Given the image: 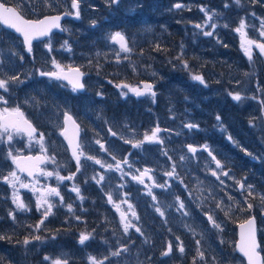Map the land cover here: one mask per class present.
I'll use <instances>...</instances> for the list:
<instances>
[{
    "label": "rangeland",
    "instance_id": "obj_1",
    "mask_svg": "<svg viewBox=\"0 0 264 264\" xmlns=\"http://www.w3.org/2000/svg\"><path fill=\"white\" fill-rule=\"evenodd\" d=\"M97 1L100 0H80V18H76L77 23L68 24L67 27L70 36L89 32L94 36V42L101 44V48L75 53L68 39L67 45L71 51L61 47L62 53L68 57L80 56L86 63H90L89 59L93 57L97 63L102 57L111 58L116 73L120 74V70L126 68L132 83L133 77H137L139 72L155 75L152 67L143 64L144 54L140 57L141 62L140 58H134L136 55L133 50L137 45L131 46L133 54L128 52V55H124L107 39L120 30L101 27L106 19L96 16L94 10ZM9 2L22 12L30 13H34L35 5H39L43 13L59 11L62 7L71 9V0H47L50 7L45 3L31 2L33 5L30 0ZM146 3L149 12H155L156 7L159 12L152 16L149 14L147 19L143 16L137 33L139 46L152 29H163L165 14L175 15L182 36L171 62L176 70L181 71L179 79L192 93L183 98L181 88L184 87L170 85L179 89L172 94L170 89L165 90V85H162L157 88L155 97L147 96L141 103L131 100V119L126 124L128 129L117 131V142L110 148L115 159L104 156L93 160L81 158L79 171L73 158H58L55 159L56 163L50 161L52 172L64 177L73 176L68 186L78 187L82 191L79 195H72L73 203L67 205H63L58 197H51L52 214L39 226V230L45 229L44 224L60 218L59 214H62V222L80 223V232H76L77 226H68L65 231L52 230L51 236H40L36 225L43 218L42 209L38 211L36 205H27L30 211H20L13 199L10 200L13 206L4 205L0 200V224L5 231L0 234L5 237L0 240V264H52L57 259L67 261V264H90L89 257L103 260L104 264H245V260L235 252V243L238 224L250 216L240 219V215L234 213L233 205L240 203L246 206L251 203L252 208L257 210L252 216L260 219V213L264 212V201L261 199L264 190L253 181L252 176L238 175L235 160L248 159L255 170L264 172V53L256 47V44L264 43V36L260 35L264 31V0H240L239 5L235 0H147ZM176 4H181V7L176 8ZM143 5L142 0H123L121 6H129L125 14L134 16ZM201 8L206 9L207 14ZM209 15L212 16L210 21ZM118 16V11L112 14V18ZM241 20L245 23L247 39L256 42L251 46V59L241 47V34L235 31ZM92 21H95L94 26ZM197 24L201 27L197 28ZM204 32H212V35L205 36ZM122 34L127 40L129 36V43L135 41L136 34ZM2 52L3 46L0 45ZM12 52L23 56L21 49H13ZM185 61L187 67L184 66ZM156 72L159 74V71ZM197 74L203 76L204 84L192 79ZM230 93H239L242 99L235 101ZM228 108L235 115L242 113V119L236 117L224 120L219 113L225 110L227 114ZM217 116L221 118L219 122ZM188 123L198 127L189 129L185 127ZM221 125L224 131H221ZM157 126L160 128L158 138L163 143L146 141L139 149L125 143L126 140L133 143L143 140L145 134L151 135ZM234 128L238 129L237 132ZM202 129L208 130L209 136L213 134L215 143L206 145L224 166L223 170L228 172V176L220 174L209 154L201 150L204 145L195 141L197 132ZM229 136L232 140L228 139ZM223 139L229 151L219 147L218 143ZM88 143V147L95 152L96 143L91 140ZM189 145L197 147L198 151L191 153ZM125 159L127 164L123 163ZM95 160H100L101 164H96ZM118 162L120 171L115 169ZM108 164H112L113 168L109 169ZM173 164L177 175L169 177L165 173L173 170ZM74 168L76 171L68 175ZM146 168L150 170L151 178H146L143 184L132 179L133 175H139ZM212 171H217L223 184L212 175ZM1 173L0 181L10 172ZM100 176L104 179L97 183ZM238 182L244 183L245 187L252 185L253 196L242 195V191L238 190ZM52 183L61 184L55 175L52 176ZM89 186H94L98 191L97 197L84 194L85 187L91 189ZM4 188L11 189L12 186L0 183V190ZM0 195L6 197L5 193ZM109 195L112 197L111 202ZM180 202L185 205L183 209L179 207ZM116 204L120 205L119 211L114 206ZM218 204L220 207H217ZM68 205H71V210ZM129 205L132 207L129 208ZM229 206L231 211L226 215ZM133 211L136 216L132 215ZM121 212L125 213L124 220ZM10 213L15 215V220ZM208 215L221 225L223 231L212 226ZM126 222H131L135 227L125 232ZM261 222L258 237L264 256V222ZM81 233H91V238L83 245L79 243ZM37 235L41 240L33 239ZM25 238L30 240L27 245L23 244ZM158 242L161 243V252L156 255L152 249L158 246ZM169 244L172 254L165 256L162 253ZM180 246L184 248L181 254ZM124 248L127 251H121L119 256H111L112 252ZM199 252L204 254V259L198 255ZM45 257L50 259L45 260Z\"/></svg>",
    "mask_w": 264,
    "mask_h": 264
},
{
    "label": "flooded vegetation",
    "instance_id": "obj_2",
    "mask_svg": "<svg viewBox=\"0 0 264 264\" xmlns=\"http://www.w3.org/2000/svg\"><path fill=\"white\" fill-rule=\"evenodd\" d=\"M0 1L6 5L13 6L10 4L9 0ZM143 1L144 5L141 6L142 8H140V11H137V14L134 16H126L125 9L129 8V6L123 8L121 6L123 0L113 5H111L108 0L97 1L94 11L97 17L106 19V21L102 22L101 27L105 26L108 30H120L119 32L132 36L136 34L135 41L131 40V43H129L128 36V46L130 44L131 49V46L134 47V44L137 45L136 47H139L140 42H138L137 33L139 32L143 16L145 15L147 19L149 14L152 16L159 12L157 7L154 9L155 12H149L147 9V0H142V2ZM31 2L41 3L40 0H30V3ZM35 6L34 13L22 12L17 6L13 7L23 15L24 18L29 20L43 19L47 16L74 12L72 8L62 7L59 11L43 13L39 5ZM116 11L120 12V16L112 18V14ZM76 21V17L71 15L70 19L63 20L61 24V28L67 29V31L52 32L51 52L48 51L46 46L48 38L34 40L33 50L29 53L27 52L26 45L22 42V37L18 33L0 26V33L3 35V39L0 40V45L3 46V52L0 53V79L18 76L19 81H22V83L19 81L10 82L7 92L0 89V95L7 101V104L0 101V108L8 107L11 109L19 106L25 113L27 119H29L37 129L36 139L31 142L27 136L14 137V140L10 143L7 142L6 139L4 142H0V176L3 175L1 173L2 171L11 172L13 166L14 171L19 177L16 189L25 205H36L39 193L31 190L33 184H35V187L38 189H44L46 187L58 188L60 196L63 197V201H60L63 205L73 203L74 198L72 195H75L76 192L72 191V186H68V182L70 181L68 179L59 180L61 184H55L52 183V177L41 175L39 172H36L34 177L20 172L12 160L7 157V153L10 149L13 155H18L20 157L54 156L56 160H58V158H73L75 160L72 155V150L68 147L63 135H61L63 127L65 126V114H68L71 115L79 125V143L84 153L81 158L87 159L86 157L88 156L94 158H99L100 156L112 158L113 154L110 152V148L114 146L115 141L117 142V137L119 136L117 131L128 129L126 128V124L128 120L131 119L132 114V104L130 101L141 103L145 98H133L127 88L122 89L117 87V85L134 86L143 81L155 83L152 80L146 79L144 75L133 77L135 80H132L134 82L132 83L129 71L126 68L121 69L119 72L120 74L116 73L111 58L105 59L102 57L97 63L95 57H93L89 59V61H91L90 63H86L80 56L68 57L64 55L61 47L64 45V41L68 43V39L71 41L69 46L75 53H80L85 50H94L95 47L98 49L101 48V44H96L93 39L94 36L87 31H83L81 34L75 33L72 36L68 34L67 25L77 23ZM73 28L76 29V27ZM98 31L101 32L100 30ZM72 32L71 30V33ZM113 44L119 48L118 44L114 42ZM13 49L22 50L23 60L20 59V54L12 52ZM133 52L131 50L129 54H133ZM122 54L128 55V52L122 51ZM52 59H55L66 71L69 66L71 68H79L80 72L84 74L82 76V82L85 85L84 89L73 92L71 86L67 84V81L40 76V71H56L55 66L52 64ZM123 71L126 72L124 77L121 75ZM155 85L156 92L159 85L157 83H155ZM122 91L128 92V95H122ZM25 101H28V103H25ZM109 129H111V131H109ZM140 129H143V127ZM113 132L116 133L115 136L112 135ZM40 133L44 135L43 147L47 149L46 152H43L41 145L36 143ZM87 138L88 140L85 142ZM90 140L95 143L97 140L100 141L99 144H95V152L88 147V142ZM101 145H103V148ZM23 161L26 163L27 160ZM49 166L50 160L40 164V168L46 172L51 171ZM74 171H76L75 168L72 169L68 175L73 174ZM7 176L8 175L5 177ZM21 180L23 183L29 184L30 187L20 188L19 182H21ZM36 181H39V183H35ZM0 183L7 184L5 179L0 181ZM89 187L91 188V186ZM1 193H5L6 195V197L0 195L2 203L4 205L8 204L13 206V204H10V200L13 197L14 189L4 188L0 190V194ZM84 194H88L90 197H97L98 191L95 190L94 186L91 189L85 187ZM58 198L60 199V197ZM48 199L51 200V197ZM263 214L264 212L260 213V219L257 217L258 228L262 224L261 220L264 222ZM59 215L60 218H55L52 222L48 221V224H44L46 228L39 230L38 235L48 237L51 236L50 232L53 229L59 231L58 228L61 227L62 232L67 230L68 226H77L76 232L77 230H79V232L81 231L80 223L62 222L64 216L62 214ZM4 232V226L0 224V234ZM159 239L161 240V238ZM179 253L181 254L182 252L179 251ZM171 254L172 250L169 255Z\"/></svg>",
    "mask_w": 264,
    "mask_h": 264
},
{
    "label": "snow or ice",
    "instance_id": "obj_3",
    "mask_svg": "<svg viewBox=\"0 0 264 264\" xmlns=\"http://www.w3.org/2000/svg\"><path fill=\"white\" fill-rule=\"evenodd\" d=\"M19 3L20 0H17ZM41 3H45L46 6H51L48 4L47 0H40ZM120 0H110L111 4H118ZM235 3L237 5L240 4V0H235ZM227 7V5H225ZM176 8H180V4L175 5ZM71 8L75 9L74 12H66L64 15H74L77 19L80 18V0H71ZM201 11H204L207 14V10L204 8L200 9ZM62 19V16L56 15L51 17H44L43 19H37V20H29L24 18L23 15H21L15 8L12 7H5L4 4H0V26L6 29L14 30L15 33H18L22 37V42L24 45H26L27 52L31 53L33 50V41L34 40H40L42 38H48L46 46L48 48V51H52V42H51V34L53 29H60L61 31H67V29L61 28L60 21ZM212 19V16H208V20L210 21ZM93 26L95 25V21H92ZM227 27V25H224ZM197 28H200L201 25L197 24ZM214 27V26H213ZM245 23L243 20H241L239 27L235 29V31L239 32L242 37V44L241 47L244 49L245 53L251 59L252 57V51L251 46L253 44H256L255 41L247 39L246 33L244 32ZM205 36H211L212 32H204ZM260 35L264 36V31L260 33ZM3 39L2 33H0V40ZM110 41L116 43L119 45L120 51L123 52H130L131 49L128 46V41L124 34L117 31L114 34H111L107 37ZM62 47L67 48L68 51H71L70 47L67 45V41L64 42V45ZM256 47L259 49L261 53H264V43L256 44ZM21 60H23V57H20ZM177 59H180V57H177ZM52 64L55 66L56 71H40V76H47L51 79L55 80H62L67 81V84L71 86V89L73 92H76L78 90L84 89L85 85L82 82V76L84 75L82 72H80L79 68H69L67 71L63 66H61L55 59H52ZM184 66L187 67V62H184ZM193 80L199 81L201 84H204V78L201 75H193ZM19 81L18 76H12L8 77L7 79H0V89L4 90L5 92L8 91V86L10 82ZM22 83V81H19ZM117 87L120 88H127L128 91L134 93L136 96H143V95H150L152 97H155L156 93L153 90V85L151 84H145L143 87V90H141L139 87L133 88L128 85H117ZM124 96L128 95V92L122 91L121 93ZM232 99L235 101H240L242 99L241 95L239 93L231 94ZM0 101H3L5 104H7V101L4 100V97L0 95ZM25 103H28V101H25ZM217 121L219 122L221 118L219 116L216 117ZM70 126V128H69ZM185 127L192 129L197 128L198 125H194L192 123H188L185 125ZM221 131H224L225 129L221 125ZM71 129V135H69ZM79 125L76 123V121L72 118L71 115L65 114V126L63 127V131L61 132V135L65 136L66 139H68L69 145L72 146V155L76 160L77 165V171H79L80 166V159L81 156L84 155L83 151L81 150V145L79 143ZM111 131V129H109ZM36 132L37 129L33 126L31 121L27 119L25 116V113L21 110L19 106L14 108H0V142H4L5 139L7 142H12L14 140V137H22L27 136L29 141L36 139ZM160 132V128L157 126V128L152 132L151 135L145 134L144 139L136 142H132L130 140H126L125 143L132 144L133 148H141L143 144L147 142H159L163 143L162 140H159L158 133ZM112 135H116V133H112ZM229 140H232V137H228ZM44 142V135L43 133H40L39 139L36 140V143L41 145L42 151L46 152L47 149L43 147ZM235 143V141H233ZM97 144L100 143L99 140L96 141ZM103 148V145H101ZM205 150L208 151V154L212 157V160L215 162L216 169L220 171V174L223 176H228V172L224 171V166L221 164L219 160L216 159L214 155H212V152L210 149H208L207 145L203 146ZM188 150L191 153H195L197 151L196 148L192 147L191 145L188 146ZM167 154V153H165ZM251 155V153H249ZM7 157L12 160V162L16 165L17 169H19L22 172H27L28 176L34 177V174L36 172H39L41 175H45L48 177H52L53 175L56 176L58 180H71L73 179V176H60L58 172H52V171H44L40 168V164L46 163L49 160L52 163H56L55 157H47V156H37V157H20L18 155H13L12 150L10 149L7 153ZM89 160H93L94 157L88 156L86 157ZM115 159V157H113ZM169 159H171L169 157ZM181 159H184V157H181ZM22 160L27 161H34V163L31 166H25L22 163ZM96 164H101L100 160H95ZM123 163L127 164L128 161L125 159ZM107 167L109 169L113 168L112 164H108ZM131 167V165H129ZM115 169L117 171L121 170L120 163L118 162L115 165ZM172 171L166 172L165 175L169 177H173L174 175H177L175 173V164L172 166ZM139 172V169H137ZM149 169H144L143 172H140L139 175H133L132 179L136 180L137 182L143 184L144 183V177L149 174ZM212 175L217 178V180H220V175L217 174V171H212ZM151 178V177H149ZM178 178V177H177ZM7 183H9L12 188L14 189L13 193V203L15 204L16 208L20 211H30L31 209L25 205L23 200L20 198L18 194V190L16 189L17 182L19 181V177H17V174L15 171H12L8 174L7 177L4 178ZM95 179V177H94ZM104 179L103 176H100L97 180V183H100ZM35 183H39V181H36ZM220 183L223 184V180H220ZM239 183V190L242 191V195L247 196H253L254 194V188L252 185H247L245 187V184L242 182ZM159 187H164V185H158ZM20 188H29L30 185L27 183L19 182ZM31 190L33 192H38L39 195L37 196L36 200V208L37 210H43L42 211V219L40 220L39 224L36 225L37 231L39 230V226L44 223V220L47 219L49 215L52 214L53 209V203L49 202V197H60V200L63 201V197L60 196V192L58 188H52V187H46L44 189H38L35 187V184L31 186ZM72 191L76 192L79 195L80 189L78 187H73ZM155 199V197H153ZM81 200H83V197H80ZM109 201L111 202L112 197L111 195L108 196ZM231 199V197H230ZM262 201H264V196H261ZM126 202V201H125ZM117 210H120V205L116 204L114 205ZM132 206L129 205V208ZM179 207L183 209L185 207L183 202H180ZM217 207H220L218 204ZM253 205L251 203L246 204L247 209H251ZM69 210H71V205H68ZM156 211H160L159 208L156 209ZM231 211V206L228 207L225 214L227 215L228 212ZM161 215H163V212H160ZM12 216V219L15 220V215L10 213ZM133 216H136V213L132 212ZM187 215V213H185ZM207 215V214H206ZM121 218L122 220L125 219V213L121 212ZM208 220L212 223V226L216 229H219L220 231H223L221 228V225L217 223L211 215L207 216ZM78 219V217H77ZM138 219V217H137ZM130 227H135V225H132L131 222H126L124 224V231L127 232ZM240 240L239 243L236 245L237 250L243 254L244 257L247 258V264H264V257L261 256L260 251L258 249L260 248L259 242L256 238V224H255V217H251L247 219L244 223L240 224ZM137 232H140L139 228H136ZM91 238V233H81L79 237V243L83 245L86 241H88ZM5 239L4 236L0 235V240ZM8 239H11L8 237ZM33 239L35 240H41L40 236H34ZM178 239V238H177ZM30 243V240L25 238L23 241V244L27 245ZM199 243V241H197ZM171 244H169L167 251L163 252V255H168L171 252ZM121 251H127V248H124L120 251H114L111 253V256H119L121 254ZM179 251L183 252L184 248L183 246L179 247ZM198 255L201 257V259H204V254L202 252H199ZM50 257H45V260H49ZM107 259V257H105ZM215 260V258H213ZM90 264H104L103 260H97L95 257H89ZM52 264H67V261H61L59 259L53 260ZM219 264V262H217Z\"/></svg>",
    "mask_w": 264,
    "mask_h": 264
},
{
    "label": "trees",
    "instance_id": "obj_4",
    "mask_svg": "<svg viewBox=\"0 0 264 264\" xmlns=\"http://www.w3.org/2000/svg\"><path fill=\"white\" fill-rule=\"evenodd\" d=\"M198 1V0H195ZM164 21H163V29L160 30L158 28L152 29L151 33L145 36L144 42L140 44L139 47H136L134 49V54L136 55L134 58H142V55L144 54L143 58L145 59V63H143L146 67H152L155 75L148 74L146 75L145 72H140L138 77L141 75H144L146 79L152 80L155 83H157L159 86H164V89H170V93H177L179 89L176 90V86H170V85H177L178 87H184L181 88V91L183 93L181 94V97L186 98L189 97L190 93H192L189 88L182 84V80H180L181 71L176 70L174 68V65L172 64L171 60L175 56V50L177 48V43L182 36V32L180 30V25L175 22L177 19L175 15H164ZM140 42V40H138ZM141 58L139 59V62H141ZM159 71V74L156 72ZM123 77L126 75V72H121ZM143 73V74H142ZM132 80H135L133 78ZM187 89V90H186ZM223 116V119L226 120L227 118H236L238 117V120L242 119V113L235 115L234 111H231L230 108L227 109V114L225 113V110L222 113H219ZM227 123V122H226ZM201 126H205L202 124ZM235 132H237V128L233 129ZM196 142L198 141L201 145L206 144H212L214 142V136L211 134V136L208 135V130L202 129L200 132H197V136L195 138ZM210 142V143H209ZM219 147L225 148L229 151V146L227 142L223 139L222 142L218 143ZM245 158L235 160L236 162V172L238 175L247 174L252 176L253 181L258 184L263 190H264V172L255 170L252 167V163L250 160ZM233 164V161H232ZM243 168H242V167ZM230 167V166H229ZM233 167V169L235 168ZM233 211L235 214H239V218H247L249 216H252L253 214L257 213V210L255 208L247 209L246 206H241L240 203L233 205ZM260 213V212H259ZM54 230V229H53ZM59 231H61V227L58 228ZM154 254L159 255L161 252V243L158 242V246L154 247Z\"/></svg>",
    "mask_w": 264,
    "mask_h": 264
},
{
    "label": "water",
    "instance_id": "obj_5",
    "mask_svg": "<svg viewBox=\"0 0 264 264\" xmlns=\"http://www.w3.org/2000/svg\"><path fill=\"white\" fill-rule=\"evenodd\" d=\"M0 4H3L1 1H0ZM5 5V4H4ZM5 7H12V8H14L13 6H9V5H5ZM65 13H63V14H60V16H62V19H61V21H60V24H62V21L63 20H65V19H70L71 18V15H64ZM54 16H56V15H54ZM47 17H51V16H47ZM13 31V30H12ZM53 31H61L60 29H53ZM52 31V32H53ZM145 84H151V85H153V90L155 91V83H152V82H150V81H143V82H141V83H139L138 85H134V86H130V87H133V88H136V87H139L141 90H143V87H144V85ZM82 90V89H81ZM129 93H130V95L132 96V97H135V98H142V97H144V96H146V95H143V96H136L134 93H132V92H130L129 91ZM69 128H70V126H69ZM69 135H71V129H70V132H69ZM79 136H80V131H79ZM63 138H64V140H65V142L67 143V145H68V147L72 150V146L71 145H69V142H68V139H66L65 138V136H63ZM192 147H194V148H196L197 149V147H195V146H192ZM205 150V149H204ZM205 151H207V150H205ZM212 158V157H211ZM22 163L25 165V166H31L33 163H34V161H26V163L22 160ZM20 171V170H19ZM20 172H22V171H20ZM22 173H24V174H26V175H28L27 174V172H22ZM36 174V173H35ZM34 174V175H35ZM30 177H32V176H30ZM149 177V174L147 175V176H145L144 177V180L146 179V178H148ZM238 190H239V186H238ZM240 192H241V190H239ZM263 216H264V214H263ZM251 217H255V216H251ZM251 217H249V218H251ZM249 218H247V219H249ZM246 219V220H247ZM245 220V221H246ZM245 221H243V222H241L240 224H242V223H244ZM240 224L238 225V227H237V240H236V243H235V251H236V253L241 257V258H243L244 260H245V262H246V264H247V258L246 257H244L243 256V254L242 253H240L238 250H237V248H236V245L239 243V240H240ZM255 224H256V238H257V241L259 242V245H260V241H259V238H258V220H257V217H255ZM260 247H261V245H260ZM258 251H260V248L258 249ZM260 254H261V256L263 257V255H262V253L260 252Z\"/></svg>",
    "mask_w": 264,
    "mask_h": 264
}]
</instances>
